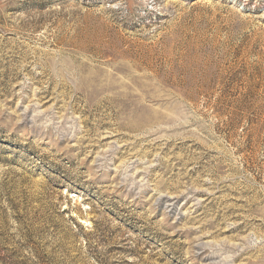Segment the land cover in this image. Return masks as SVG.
<instances>
[{
	"label": "rangeland",
	"instance_id": "obj_1",
	"mask_svg": "<svg viewBox=\"0 0 264 264\" xmlns=\"http://www.w3.org/2000/svg\"><path fill=\"white\" fill-rule=\"evenodd\" d=\"M0 264H264V0H0Z\"/></svg>",
	"mask_w": 264,
	"mask_h": 264
}]
</instances>
